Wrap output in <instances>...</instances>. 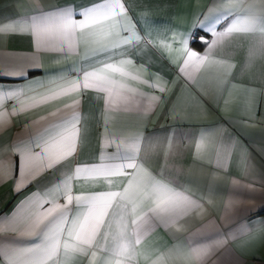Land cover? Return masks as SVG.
Returning a JSON list of instances; mask_svg holds the SVG:
<instances>
[{"label": "snow or ice", "instance_id": "1", "mask_svg": "<svg viewBox=\"0 0 264 264\" xmlns=\"http://www.w3.org/2000/svg\"><path fill=\"white\" fill-rule=\"evenodd\" d=\"M17 36L26 50L8 49ZM145 50L166 57L176 79L151 72ZM257 61L264 67V0H197L186 26L147 7L134 14V0H29L0 21V184L20 196L0 213V264H243L230 243L264 236L250 204L264 208V167L241 139L259 122L264 73L243 88L240 119L195 131L177 123L146 133L144 124L162 104L174 121L191 120L179 106L186 88L201 107L214 89L226 109L232 81ZM89 92L102 108L97 151L82 159ZM185 141L206 173L178 162ZM159 229L170 244L153 242Z\"/></svg>", "mask_w": 264, "mask_h": 264}, {"label": "crops", "instance_id": "2", "mask_svg": "<svg viewBox=\"0 0 264 264\" xmlns=\"http://www.w3.org/2000/svg\"><path fill=\"white\" fill-rule=\"evenodd\" d=\"M47 2V0H45ZM57 3H65L66 0H53ZM76 2H86V0H76ZM206 3V0H200L201 6ZM29 6V0H0V21L8 18L17 17L22 12L26 11ZM197 6V0H134V14L142 12L147 7L152 17L161 22H167L171 25L186 26L192 19V12ZM163 23L158 27H163ZM197 51L203 49L198 45H192ZM29 47L28 41L21 37H13L8 42L9 50H26ZM246 48V44L243 46ZM143 61H146L149 65L150 71L158 73L164 80L173 81L176 79V69L174 65H170L167 58H161L157 54L145 50L142 54ZM244 51H237L233 58V63L239 65L240 61L244 58ZM264 73V67L257 61L256 64L249 67L243 74L238 75L236 80L232 83L236 85L231 91V102L225 109L223 107V101L221 106L216 107L212 99L215 96V90H210V96L203 104V107L196 105L192 101L191 89H185L182 95L179 106L182 111L191 114L192 119L189 121H174L169 115L167 110L171 107L168 104H162L155 110V114L149 116L144 124L146 133H151L154 130H163L175 126L177 123L186 126V130L195 131L198 125H212L223 121L226 118L240 119L243 113L240 111L239 102L242 97V90L244 87H256L261 82V74ZM173 89V92H176ZM159 95V93H157ZM229 94L226 92L225 97ZM83 114L87 118V127L89 130L88 143L82 153V159H90L97 151V119L100 109L102 108V102L97 99L96 94L89 92L83 99ZM264 102L260 103L259 110L257 112V118L259 122L254 126L246 129L247 135L241 137L243 143L252 151L255 158V162L258 166L264 167V158L256 150L258 147H264ZM128 121L134 122L136 117L126 118ZM20 124H14L13 128L4 134V139H10ZM183 152L182 158L178 161L182 163L185 168L193 167L194 174H202L207 172V168H201L198 164L193 166V155L195 153L194 145H189L187 141L180 145ZM232 174L236 175L235 169L232 170ZM31 189H28L30 191ZM23 195V193L21 194ZM20 199V196L13 192V185L10 181H6L0 184V213L10 212L16 202ZM218 203H220L218 201ZM258 201L250 202L253 212L257 214V218L264 220V208H259ZM222 214V203H220V209L217 211V215ZM153 242L160 244L162 242L171 243L169 236L164 229H159L155 236L152 238ZM244 239L237 240L230 243L229 247L232 248L236 257L239 258L243 264H264V236H259L255 241L248 245H244ZM227 258H225L226 260Z\"/></svg>", "mask_w": 264, "mask_h": 264}]
</instances>
